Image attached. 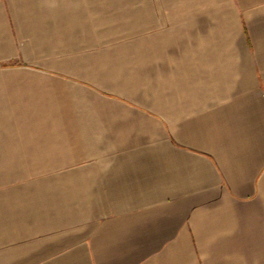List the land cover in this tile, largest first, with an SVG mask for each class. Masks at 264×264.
I'll list each match as a JSON object with an SVG mask.
<instances>
[{
    "label": "crops",
    "instance_id": "1",
    "mask_svg": "<svg viewBox=\"0 0 264 264\" xmlns=\"http://www.w3.org/2000/svg\"><path fill=\"white\" fill-rule=\"evenodd\" d=\"M0 264H264V0H0Z\"/></svg>",
    "mask_w": 264,
    "mask_h": 264
}]
</instances>
